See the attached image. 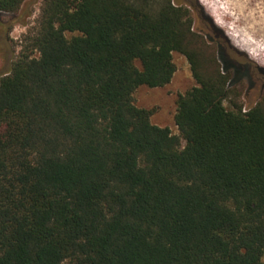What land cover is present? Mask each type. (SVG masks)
<instances>
[{
	"label": "trees",
	"instance_id": "16d2710c",
	"mask_svg": "<svg viewBox=\"0 0 264 264\" xmlns=\"http://www.w3.org/2000/svg\"><path fill=\"white\" fill-rule=\"evenodd\" d=\"M37 25L0 77V264H264V108L227 109L233 71H198L190 8L45 0ZM174 52L198 81L179 134L134 99Z\"/></svg>",
	"mask_w": 264,
	"mask_h": 264
},
{
	"label": "rangeland",
	"instance_id": "374dc122",
	"mask_svg": "<svg viewBox=\"0 0 264 264\" xmlns=\"http://www.w3.org/2000/svg\"><path fill=\"white\" fill-rule=\"evenodd\" d=\"M44 1L23 0L15 12H0V77L10 72L14 60L36 32ZM173 1L191 10L194 28L200 39L196 58L198 71L213 72L220 67L217 44H221L237 62L251 65L254 72L259 70L264 74V31L259 32L264 26H260L264 19V0H240L238 3L234 0ZM231 11H239L242 16L240 22ZM246 15H254V21L245 18ZM74 34L67 35L71 37ZM242 39L249 40L250 44H245ZM33 55H37V52L34 51ZM173 59L176 71L172 80L161 87L141 85L135 90L134 99L138 107L153 110L152 123L167 125L173 133L179 134L174 116L179 95L197 86L198 81L192 62L184 54L174 52ZM232 85L224 101L227 109L232 110L237 106L249 109L257 103L264 108V91L250 95L247 81Z\"/></svg>",
	"mask_w": 264,
	"mask_h": 264
},
{
	"label": "flooded vegetation",
	"instance_id": "af4514ba",
	"mask_svg": "<svg viewBox=\"0 0 264 264\" xmlns=\"http://www.w3.org/2000/svg\"><path fill=\"white\" fill-rule=\"evenodd\" d=\"M192 28L196 32L194 25ZM211 41L213 42L214 40ZM217 48V58L218 62L221 64L219 67L221 69V73L229 74V72L232 70V73H234L235 76V81H230L229 87L233 86L232 84L236 82L247 81L249 82V89L247 92H249L250 95L264 91V74H262V71L258 70L256 73V71L254 72V69L251 65H243L242 63L237 62L236 59L228 52L227 48L225 49L221 46V44H217ZM252 72L254 73L252 74ZM256 105H258V103ZM256 105H254V107ZM249 109L243 110L247 111Z\"/></svg>",
	"mask_w": 264,
	"mask_h": 264
},
{
	"label": "bare ground",
	"instance_id": "6f19581e",
	"mask_svg": "<svg viewBox=\"0 0 264 264\" xmlns=\"http://www.w3.org/2000/svg\"><path fill=\"white\" fill-rule=\"evenodd\" d=\"M234 1H236L237 3H238V1H240V0H234ZM223 7V6H222ZM225 8V7H224ZM235 16H236V18H237V21L238 22H240L239 21V19H242V16H240L241 14L239 13V11L238 12H235V11H231ZM225 14V13H224ZM250 18L252 21H254V15H246V17L245 18ZM234 18V17H233ZM236 21V22H237ZM261 24H264V19L263 20H261V22H260V26H261ZM260 30H263L264 31V26H263V28L262 29H259V32H260ZM242 36V35H241ZM239 40H241V39H239ZM242 41L245 43V44H250V41L249 40H244V39H242Z\"/></svg>",
	"mask_w": 264,
	"mask_h": 264
}]
</instances>
